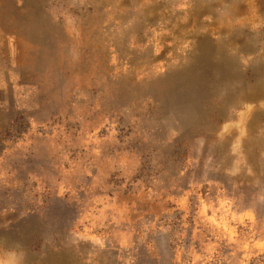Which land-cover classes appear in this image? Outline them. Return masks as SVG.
<instances>
[{
  "label": "rangeland",
  "instance_id": "374dc122",
  "mask_svg": "<svg viewBox=\"0 0 264 264\" xmlns=\"http://www.w3.org/2000/svg\"><path fill=\"white\" fill-rule=\"evenodd\" d=\"M0 264H264V0H0Z\"/></svg>",
  "mask_w": 264,
  "mask_h": 264
},
{
  "label": "bare ground",
  "instance_id": "6f19581e",
  "mask_svg": "<svg viewBox=\"0 0 264 264\" xmlns=\"http://www.w3.org/2000/svg\"><path fill=\"white\" fill-rule=\"evenodd\" d=\"M192 61V60H191ZM205 64H207V63H205ZM207 66V65H206ZM215 70L217 71V73H219L220 72V69H216L215 68ZM204 76V75H203ZM181 77V76H180ZM195 77V76H194ZM204 78V77H203ZM197 79V78H196ZM208 79V78H207ZM193 80V78L192 77H189L188 75H187V77H182V82L184 83V84H188V83H190L191 81ZM197 81V80H196ZM235 87V86H234ZM213 88H214V90H216L217 89V86L215 85V84H213ZM213 90V91H214ZM168 93V92H167ZM257 94H259V92L258 93H253L252 95H249L248 97H251V98H254V97H256L257 96ZM222 96V95H221ZM220 96V97H221ZM194 97V96H193ZM219 97V96H218ZM230 97H231V95H230ZM260 97V96H259ZM224 99V98H223ZM229 99V95H227L226 96V100H228ZM231 102V101H230ZM178 104V103H177ZM185 106V105H184ZM195 111V110H194ZM165 112V111H164ZM167 112V111H166ZM196 112V111H195Z\"/></svg>",
  "mask_w": 264,
  "mask_h": 264
}]
</instances>
